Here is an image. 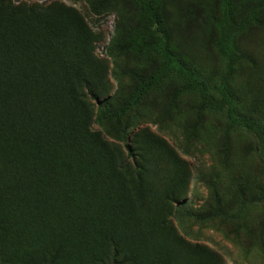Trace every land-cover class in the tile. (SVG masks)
Listing matches in <instances>:
<instances>
[{
	"label": "rangeland",
	"instance_id": "1",
	"mask_svg": "<svg viewBox=\"0 0 264 264\" xmlns=\"http://www.w3.org/2000/svg\"><path fill=\"white\" fill-rule=\"evenodd\" d=\"M0 59V264H264V0H0Z\"/></svg>",
	"mask_w": 264,
	"mask_h": 264
},
{
	"label": "trees",
	"instance_id": "2",
	"mask_svg": "<svg viewBox=\"0 0 264 264\" xmlns=\"http://www.w3.org/2000/svg\"><path fill=\"white\" fill-rule=\"evenodd\" d=\"M55 11L49 12V11H43L39 9L32 8L30 15L35 18H39L40 21H46V22H51L56 19H62L63 14ZM59 14V15H57ZM57 15V16H55ZM0 61L3 63L4 66L5 63L2 59ZM1 62H0V67H1ZM2 68V67H1ZM89 92L93 94V88H89ZM24 98V97H22ZM26 99V98H24ZM27 100V99H26ZM45 100V99H44ZM44 100L41 101V108L43 107V103L45 102ZM19 101V100H18ZM28 102V100H27ZM20 105L17 108H8L7 109H17L18 111L24 108H27L25 104L21 101H19ZM39 106V98L38 94H35L33 96L32 103L30 104L28 102V108L30 110H34ZM8 118V117H7ZM4 115L0 116V122L2 120L6 121ZM14 118V117H11ZM15 119V118H14ZM4 126H0V154L3 155L5 158L8 156L10 163L9 167L11 169V174L16 179L17 182H23L24 184L27 185H32L35 187V193L39 195L40 201H38L39 204V215H41V212L45 208L46 204L48 203L50 206H53L56 204V201H52L49 198H46L43 200V196L46 192L45 188H40L42 185V182L44 181V178L51 180L56 177L55 174L48 173L47 171L44 173V163L43 160H45V153L42 148V142L47 140L46 136L40 135L39 133H36L34 136H32L28 131L26 130H15L16 128L13 126H8L7 124H4ZM23 127V126H22ZM25 131V132H24ZM7 138L10 139V142L12 143V148L7 149L6 151L3 150L2 148L5 146L7 147L6 140ZM18 138H25V140L29 144H20V140ZM32 146L34 148L33 152H37V159L32 160L30 157V149L29 147ZM60 151L63 150L64 154L68 156L69 154L74 157L76 155V150L73 147L71 143H65L63 148L59 147ZM129 155L131 156L132 159H135V153L132 148H128ZM43 155V157H42ZM36 179L37 182H36ZM258 200H264V192L261 194V196L258 198ZM48 208H51V207ZM59 210H61V205L59 206Z\"/></svg>",
	"mask_w": 264,
	"mask_h": 264
}]
</instances>
